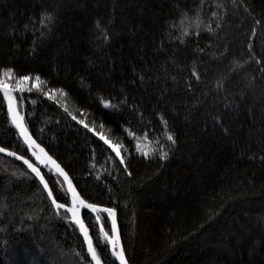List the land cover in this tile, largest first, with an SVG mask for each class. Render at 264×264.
<instances>
[{
	"label": "trees",
	"instance_id": "trees-1",
	"mask_svg": "<svg viewBox=\"0 0 264 264\" xmlns=\"http://www.w3.org/2000/svg\"><path fill=\"white\" fill-rule=\"evenodd\" d=\"M9 67L125 138L131 177L79 113L42 90L16 93L82 197L117 207L129 264H264V0H0V72ZM137 142L168 159L138 155ZM0 147L34 162L1 94ZM41 170L70 205L62 179ZM93 217L83 212L102 262L119 264ZM0 264H93L70 215L3 154Z\"/></svg>",
	"mask_w": 264,
	"mask_h": 264
},
{
	"label": "snow or ice",
	"instance_id": "snow-or-ice-1",
	"mask_svg": "<svg viewBox=\"0 0 264 264\" xmlns=\"http://www.w3.org/2000/svg\"><path fill=\"white\" fill-rule=\"evenodd\" d=\"M51 19V16L44 17V20L49 22ZM43 22L44 21L42 20V23ZM31 79L32 77L29 75H14V70L11 67L5 68L0 72V93H2L3 98L7 101V114L11 118V124L18 130V135L23 140L26 149L30 151L31 156L35 158V161L38 162L39 165L47 169L50 176L63 178V180L57 184V187H63V185L66 184L63 196L65 198H70V205L57 202V196L53 195V189L49 187V182L45 179V174L42 173L41 167H38L37 163H34L31 159H26L23 155L18 156L16 151H8L6 147H0V153L7 152L8 156L22 160L23 163L27 165V168L30 169L31 173L39 179L43 188L47 190V196L51 198V203L55 206L56 212L59 213L63 210L65 217L70 215V222L78 226L79 232L82 233L83 240L87 244V254L90 255L91 261H94L95 264H101V255L98 253L97 246H94L93 236L90 235V230L86 226L85 220L82 219V210H84L85 216H92V214H95L93 220L97 223L99 232L103 234L104 241L107 242L101 247L106 248L110 245L111 256L119 261V264H128L121 244L120 230L117 221V207L101 206L98 203H90L83 198L73 184V180L69 177L68 172L65 171V168L62 167L44 147H41L36 139L30 134L25 118L18 110L17 97L15 94L20 93L22 95L25 92L31 93L33 91V85L29 83ZM34 82L36 91H41L40 85L44 83L41 76L36 75L34 77ZM57 93L64 94V90L61 88H50L43 94L47 96L49 100H55V94ZM64 111L68 112V109L64 108ZM69 115L72 116L73 120H76L75 115H72L71 113H69ZM79 124L88 128V125L85 124L83 120H80ZM100 139L103 140L105 144H109L115 151L116 156L120 157V164L124 166V172L128 177H131L133 173L125 163L124 157L120 155L119 148H117L116 145H112L111 142L107 141L103 136H101ZM167 140L172 141L173 144L175 143L172 135H168ZM135 151L140 156L159 159L161 161H166L169 157V152L165 151L162 147L154 149L153 156L149 157V153L141 148L139 142L135 145ZM102 214H104V219L108 221L109 231H105L104 224L101 223Z\"/></svg>",
	"mask_w": 264,
	"mask_h": 264
},
{
	"label": "rangeland",
	"instance_id": "rangeland-1",
	"mask_svg": "<svg viewBox=\"0 0 264 264\" xmlns=\"http://www.w3.org/2000/svg\"><path fill=\"white\" fill-rule=\"evenodd\" d=\"M30 77H32V79L29 81V83L33 85V89H36L35 82H34L35 76H30ZM40 88L42 91L47 92L48 89L55 88V87L47 85L44 82L43 84L40 85ZM55 95H56V100H58L63 106L68 108L74 114L79 113L78 114L79 120H83L85 124H87L88 127L93 132H95L99 137L103 136L107 141H110L112 145H116L117 148H119L120 150V155L124 157V160L126 163V157L128 155V147L125 142V138L121 134L117 133L116 131H114V129L108 127L107 125L97 123L95 121H91L90 119L83 117L84 114L82 112H79L78 109H76L75 106L70 102L65 91H64V94L57 93Z\"/></svg>",
	"mask_w": 264,
	"mask_h": 264
},
{
	"label": "water",
	"instance_id": "water-1",
	"mask_svg": "<svg viewBox=\"0 0 264 264\" xmlns=\"http://www.w3.org/2000/svg\"><path fill=\"white\" fill-rule=\"evenodd\" d=\"M1 95H2V93H0ZM16 95V94H15ZM3 96V95H2ZM5 100V99H4ZM5 102H6V105H7V101L5 100ZM17 105H18V100H17ZM18 110H19V107H18ZM21 114V113H20ZM17 130V129H16ZM17 132H18V130H17ZM30 132V131H29ZM31 134V133H30ZM32 135V134H31ZM34 138V137H33ZM35 139V138H34ZM38 143V142H37ZM41 147H43L42 145H41ZM46 150V149H45ZM8 151H10V150H8ZM47 151V150H46ZM48 152V151H47ZM49 153V152H48ZM0 154H3V155H6V156H8V154H7V152H5V153H0ZM18 156H20L19 154H17ZM8 157H10V158H12V159H14V160H16V161H19V162H21V163H23V161L22 160H18L16 157H11V156H8ZM34 158V157H33ZM27 159V158H26ZM55 159V158H54ZM58 162V161H57ZM34 163H37V166L38 167H41V169H44V170H47V169H45L43 166H41V165H39L38 164V162H36L35 161V158H34ZM59 163V162H58ZM24 164V163H23ZM25 165V164H24ZM27 166V165H26ZM42 171V170H41ZM70 177V176H69ZM62 180H63V178L62 177H60ZM71 178V177H70ZM46 179V178H45ZM74 184V183H73ZM65 186H66V184H65ZM46 190V189H45ZM46 192H47V190H46ZM50 200H51V198H50ZM59 203V202H58ZM55 207V206H54ZM83 212H84V210H82V219H83ZM95 215V214H94ZM117 221H118V217H117ZM87 226V225H86ZM118 227H119V224H118ZM120 230V229H119ZM81 235H82V233H81ZM90 235H91V233H90ZM120 236H121V234H120ZM82 238H83V236H82ZM85 242V241H84ZM121 244H122V241H121ZM85 246H86V249H87V244H86V242H85ZM122 246H123V244H122ZM124 249V248H123ZM124 254H125V252H124ZM88 256L90 257V255L88 254ZM125 259L127 260V257H126V254H125ZM93 262V264H95V262L94 261H92ZM119 262V261H118ZM127 262H128V260H127ZM101 264H104L103 262H102V260H101ZM128 264H129V262H128Z\"/></svg>",
	"mask_w": 264,
	"mask_h": 264
}]
</instances>
